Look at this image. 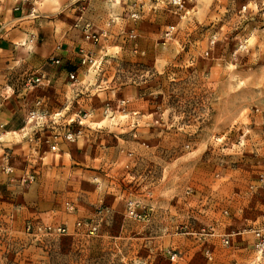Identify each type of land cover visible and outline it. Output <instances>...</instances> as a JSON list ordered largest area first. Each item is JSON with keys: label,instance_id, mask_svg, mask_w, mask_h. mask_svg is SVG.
<instances>
[{"label": "rangeland", "instance_id": "obj_1", "mask_svg": "<svg viewBox=\"0 0 264 264\" xmlns=\"http://www.w3.org/2000/svg\"><path fill=\"white\" fill-rule=\"evenodd\" d=\"M113 4L138 18L85 42L95 64L80 65L81 84L28 90L36 72L0 73V264H264V0ZM39 99L97 126L66 155H30L13 132ZM130 202L152 212L133 220Z\"/></svg>", "mask_w": 264, "mask_h": 264}, {"label": "crops", "instance_id": "obj_2", "mask_svg": "<svg viewBox=\"0 0 264 264\" xmlns=\"http://www.w3.org/2000/svg\"><path fill=\"white\" fill-rule=\"evenodd\" d=\"M100 3L78 0H0L1 75L22 78L36 72L45 75L46 84L57 82L62 87L64 82L81 84L80 51L90 53L83 47L82 28L86 24L100 28L110 19H116L111 25V29H115L119 21L124 22L125 7L118 9L120 7L117 4L103 3L108 14L105 18L99 12L105 8ZM53 60H58L59 64L54 65ZM45 65L48 67L42 70ZM73 72L75 83L68 79V74ZM44 109L47 110L45 106ZM68 110L67 103L62 102L58 108L47 112L60 113L67 119ZM90 122L94 129L97 122L93 119ZM18 131L13 132V135ZM113 137L119 139L117 135ZM17 140L22 143L20 139ZM66 151V145H60L59 153L55 156L66 155Z\"/></svg>", "mask_w": 264, "mask_h": 264}, {"label": "built area", "instance_id": "obj_3", "mask_svg": "<svg viewBox=\"0 0 264 264\" xmlns=\"http://www.w3.org/2000/svg\"><path fill=\"white\" fill-rule=\"evenodd\" d=\"M80 2H94V1H105L108 3H115L117 0H78ZM138 10L135 5L131 6L129 10L126 11L125 15L131 20H137ZM116 19H110L103 27L94 28L92 25L86 24L82 28L83 41L92 45H97L100 42L108 39V31L112 24H114ZM173 31V27L167 28L162 34V40L168 39ZM130 39H135L137 35L134 31L128 33ZM54 65H58V60H53ZM95 61L90 55L80 51V65L93 66ZM68 79L75 83V73H69ZM43 82H48L45 75L42 73L29 75L24 82V88L32 90V87L42 84ZM124 101L117 103L115 111L119 112ZM111 108L106 107L104 109V114H110ZM90 117L91 113H75L70 119L64 118L60 113L48 114L43 108L41 100H37L34 103V108L27 112L24 124L17 132L20 141L27 146V151L32 155V147H37L42 155L46 154H58L59 146L74 143L83 136L84 128H90ZM116 138V137H115ZM10 168H6V172H10ZM258 186L264 189V178L259 180ZM100 209V208H98ZM152 212V208L149 207L144 216L136 210V205L130 202L128 205V217L133 220H140L144 217H148ZM92 223H81L77 222L76 226L78 229L86 230L87 233L92 234L95 228H92ZM49 229V228H48ZM175 230H182V228L175 227ZM57 232L64 233V229H57ZM262 230L254 231V236L258 239L256 244V249L260 256L263 255L264 250V236L262 235ZM223 245H228V237L222 236ZM167 255L171 263H176L177 254L173 251L167 250ZM204 256L206 259L211 260V254L209 250L204 251Z\"/></svg>", "mask_w": 264, "mask_h": 264}]
</instances>
